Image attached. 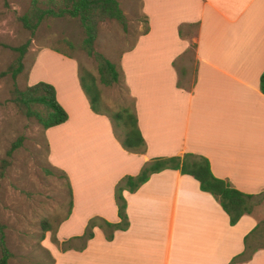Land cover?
<instances>
[{"label":"crops","instance_id":"crops-1","mask_svg":"<svg viewBox=\"0 0 264 264\" xmlns=\"http://www.w3.org/2000/svg\"><path fill=\"white\" fill-rule=\"evenodd\" d=\"M136 1L133 18L147 30L130 39L119 66L143 154L124 152L109 121L89 110L72 58L38 50L37 59H52L67 76L31 80L30 72L27 77L28 86L50 85L66 114L64 123L45 134L72 149L69 165L54 163L71 176L73 236L92 216L118 221L113 188L122 176L136 175L152 159L184 153L205 159L214 177L252 195L253 205L229 225L217 201L192 177L164 169L134 192H122L125 230L114 231L107 241L94 227L82 250L59 251L53 264H228L243 251L244 238L250 255L234 264H264V95L258 90L264 71V0ZM188 67L190 81L183 85ZM93 171L95 181L80 183ZM69 219L56 229L58 242L66 240L58 235Z\"/></svg>","mask_w":264,"mask_h":264},{"label":"rangeland","instance_id":"rangeland-1","mask_svg":"<svg viewBox=\"0 0 264 264\" xmlns=\"http://www.w3.org/2000/svg\"><path fill=\"white\" fill-rule=\"evenodd\" d=\"M29 1L0 0V73L16 58L10 48L27 43L21 73L14 80L9 75L0 76V223L4 227V242L10 252L8 264H53L55 258L59 259L60 250L51 238L54 237L56 241L60 239L55 235L56 229L69 219L67 183L72 203L71 176L68 170L60 168L54 162L62 160L69 165L72 149L69 142L55 144V138L52 135L46 136L45 130L33 118L21 114L10 102V92L13 87L18 90L27 87L30 72L31 80L45 78V75L49 78H66L67 73L61 67H56L58 65L52 59H37L36 52L41 49H53L71 57L77 64L84 85L86 82L83 73L95 80L97 73L94 61L82 50L83 35L75 19L46 18L33 34L21 28L17 18L26 11ZM38 1L42 4L45 0ZM115 2L125 15L124 27L115 21L99 23L92 47L94 52L119 69L118 85L104 88L95 81L101 103L109 113L121 108L131 112L132 101L121 81L119 56L131 45L130 39L145 29L142 21L133 18L139 11L136 0ZM33 61L35 67L32 71ZM190 68L188 67L189 75L183 85H188L190 81ZM116 132L120 135L119 130L116 129ZM111 135L119 145L112 133ZM16 142L17 148L7 156L10 146ZM97 176L95 171L90 177H85L84 174L80 183L95 181ZM70 220L72 222L69 224ZM76 220L77 218L69 219V225L60 229L58 237L68 239L76 235ZM43 221L47 222L49 231L41 230Z\"/></svg>","mask_w":264,"mask_h":264},{"label":"trees","instance_id":"trees-1","mask_svg":"<svg viewBox=\"0 0 264 264\" xmlns=\"http://www.w3.org/2000/svg\"><path fill=\"white\" fill-rule=\"evenodd\" d=\"M44 4L43 6H41ZM38 0H30L26 11L17 18L21 28L33 34L40 23L46 18H69L75 19L82 31V50L90 57L96 65L97 79L95 80L87 73H83L86 85L82 82V75H79L77 69V79L80 90L85 97L89 110L95 114L104 116L108 119L114 138L118 141L120 148L134 155L144 153V142L138 132L136 117L133 110L129 112L126 108L109 113L108 109L101 103L99 92L95 81L104 88H111L120 83L119 69L113 63L106 60L100 54L93 51V42L95 39L96 28L103 21H115L121 27L125 25V19L118 8L115 0H45L44 3ZM147 28H145V31ZM179 32V31H178ZM27 43L19 47L10 48L16 54L13 63L0 76L9 75L12 80L22 71V59L26 52ZM59 53L60 51L54 50ZM60 55L71 58L63 53ZM180 76L176 86L180 87ZM122 81V76H121ZM258 90L264 95V71L258 79ZM10 102L24 116L33 118L41 129L58 126L65 122L66 114L55 100L53 88L45 83L37 82L27 86L22 90L13 87L10 92ZM116 129L120 135H117ZM18 146L13 143L6 155L9 156ZM164 169L176 170L180 174L192 177L197 183L200 191L210 194L219 204L223 212L227 215L229 225H234L237 220L245 214L250 213L252 208V195L242 193L231 187L228 182L214 177L205 159L184 153L180 157L155 158L141 166L136 175H124L114 185L113 201L116 207L118 221L109 223L99 217H91L87 220L80 235L72 236L61 242L56 241L54 237L51 241L58 245L60 251L76 250L80 251L85 247L86 242L92 238L94 227L102 230L104 239L109 241L113 237L114 231H123L128 227V220L125 213V200L123 191L134 192L148 177ZM68 210L71 206V194L69 185ZM4 227L0 223V264H8L10 252L4 242ZM41 230L49 231L47 222H41ZM243 251L232 257L228 264H234L248 259L251 250L246 245L244 238ZM77 242L75 245L71 242Z\"/></svg>","mask_w":264,"mask_h":264}]
</instances>
